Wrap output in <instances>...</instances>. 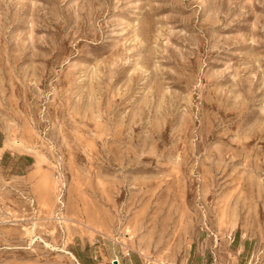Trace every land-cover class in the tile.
Segmentation results:
<instances>
[{
    "label": "rangeland",
    "instance_id": "1",
    "mask_svg": "<svg viewBox=\"0 0 264 264\" xmlns=\"http://www.w3.org/2000/svg\"><path fill=\"white\" fill-rule=\"evenodd\" d=\"M0 264H264V0H0Z\"/></svg>",
    "mask_w": 264,
    "mask_h": 264
}]
</instances>
